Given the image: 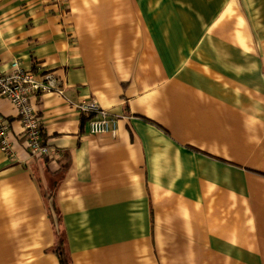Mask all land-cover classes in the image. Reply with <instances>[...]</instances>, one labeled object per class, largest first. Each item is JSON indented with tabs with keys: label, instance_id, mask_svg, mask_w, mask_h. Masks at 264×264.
I'll return each instance as SVG.
<instances>
[{
	"label": "crops",
	"instance_id": "obj_1",
	"mask_svg": "<svg viewBox=\"0 0 264 264\" xmlns=\"http://www.w3.org/2000/svg\"><path fill=\"white\" fill-rule=\"evenodd\" d=\"M32 103V154L0 97V264H264V0H0V70ZM97 101L115 134L90 132Z\"/></svg>",
	"mask_w": 264,
	"mask_h": 264
},
{
	"label": "built area",
	"instance_id": "obj_2",
	"mask_svg": "<svg viewBox=\"0 0 264 264\" xmlns=\"http://www.w3.org/2000/svg\"><path fill=\"white\" fill-rule=\"evenodd\" d=\"M53 73L39 74L24 69L19 60H13L8 70H0V97L7 98L14 104L20 115L26 135L28 150L34 155L57 158L58 152L54 151L42 139L41 121L32 103V98L39 92L51 90L61 91L55 81ZM95 100L81 101L76 105L82 113H90V132L94 134H115L118 120L101 108ZM8 124L0 115V149L9 156L14 157V151L9 140Z\"/></svg>",
	"mask_w": 264,
	"mask_h": 264
},
{
	"label": "trees",
	"instance_id": "obj_3",
	"mask_svg": "<svg viewBox=\"0 0 264 264\" xmlns=\"http://www.w3.org/2000/svg\"><path fill=\"white\" fill-rule=\"evenodd\" d=\"M64 236L62 235H58V237L56 238V245H55V252L58 255L59 264H71L72 261L67 253L66 248H65V238H63Z\"/></svg>",
	"mask_w": 264,
	"mask_h": 264
}]
</instances>
